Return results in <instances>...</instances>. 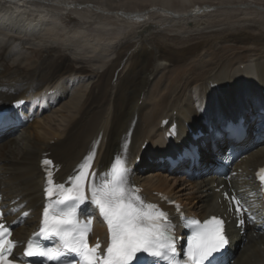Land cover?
<instances>
[{
    "label": "bare ground",
    "instance_id": "1",
    "mask_svg": "<svg viewBox=\"0 0 264 264\" xmlns=\"http://www.w3.org/2000/svg\"><path fill=\"white\" fill-rule=\"evenodd\" d=\"M28 1L41 17L28 27L6 21L19 2H0V109L29 99L15 115L26 123L25 111L37 104L67 101L58 106L55 126L50 114L48 122L27 123L22 133L0 134V185L9 217L32 213L16 228L19 240L34 232L43 205V158L54 159L62 181L93 149V169L107 170L116 155H127L132 164L141 157L139 173L150 158L191 142L188 126L219 128L231 119L245 87L250 106L264 103V0ZM76 80L88 83L83 94L79 85L68 87ZM51 90L60 97H49ZM174 123L178 138L172 140L167 131ZM149 172L137 176L147 197L159 198L156 192L182 202L173 187L178 178ZM214 182H187L200 194L196 205L184 206L188 213L209 210ZM237 258L238 264H264V239L248 237Z\"/></svg>",
    "mask_w": 264,
    "mask_h": 264
},
{
    "label": "snow or ice",
    "instance_id": "2",
    "mask_svg": "<svg viewBox=\"0 0 264 264\" xmlns=\"http://www.w3.org/2000/svg\"><path fill=\"white\" fill-rule=\"evenodd\" d=\"M17 103L19 105L23 101ZM13 119L14 114L0 112V122H9ZM94 156L93 149L79 166L78 174L69 178L72 182L71 187H65V184L55 186L62 197L56 203L65 207L57 210L53 204H48L44 208L40 234L49 239L58 238L62 248L67 250V255L81 256L85 264H158L161 259L168 264H182L176 249V237L172 231L174 225L169 221L167 213L159 210L154 204H145L138 196L129 195V172L119 157L116 158L111 179L106 175L97 184L95 175L92 174L89 200L85 194V184L89 179V169ZM42 163L46 166V182L49 185L45 192L51 198L55 193L52 186V172L48 166L53 162L45 159ZM259 179L264 182V168L259 170ZM224 196L233 211L238 214L237 223L243 227L249 215L248 210L235 195L229 196L225 192ZM85 202L96 206L109 229L110 244L103 253L100 252L99 242L94 246H89L87 242L93 217L87 216L84 223L78 218L77 209ZM2 216L3 213L0 212V217ZM192 222L200 224L199 221ZM10 237V229L0 223V264H15V257L11 259L10 257L16 245ZM228 244L224 220L213 216L189 238L186 249L187 260L183 261V264H220L219 256L223 255ZM25 255L29 258H46L42 264H47L48 260L63 264L62 258L66 254L60 249L43 248L29 242ZM144 257L153 259L149 262ZM69 264L73 262L69 261Z\"/></svg>",
    "mask_w": 264,
    "mask_h": 264
},
{
    "label": "rangeland",
    "instance_id": "3",
    "mask_svg": "<svg viewBox=\"0 0 264 264\" xmlns=\"http://www.w3.org/2000/svg\"><path fill=\"white\" fill-rule=\"evenodd\" d=\"M70 15H73L72 13H70ZM71 18H74V16L73 17H71ZM75 82H77V83H75ZM72 84V85H71ZM79 85L80 86V88H79V90L81 91V93L83 94L84 92H85V89L87 88V82H82V80H76V81H73V82H70L69 84H68V87L69 88H71V87H73V86H76V85ZM81 84V85H80ZM82 86V87H81ZM240 92H241V95L242 94H246V95H243L242 97H240V103H238V101H237V109H239L240 107H242L241 109H246V108H248L249 106H250V104H252V98L250 97V90H249V88L248 87H245L244 89H242V90H240ZM44 94L46 93L45 91L43 92ZM49 96V95H48ZM246 96V97H245ZM49 97H52V96H49ZM60 97V94L59 95H57V98H59ZM247 98H249V100H248V102H245L246 100H244V99H247ZM64 102H66L65 100H63ZM62 101V104L61 103H59L58 105H56V103L55 104H53V105H50V106H47V107H43V109L45 108H47L46 110H44L43 111V113H42V115L40 116V117H38L37 119H35L34 120V123H36V122H38V123H41V124H43L44 122H48V120L49 119H51L52 117V120H54L55 122L54 123H52V125L53 126H55V123L57 122V120L55 119V117L56 116H58V114H59V112H60V107H61V105H64L65 103ZM257 101H258V99H257ZM50 102V101H49ZM251 102V103H250ZM259 102V101H258ZM60 105V107H58ZM39 106V105H38ZM52 106V110L50 109V108H48V107H51ZM55 106H57V107H55ZM35 108V107H34ZM42 108V107H41ZM56 108V109H55ZM59 109V110H58ZM42 110V109H41ZM27 111V110H26ZM53 111H54V113H53ZM57 111H59V112H57ZM52 112V113H51ZM239 112V111H238ZM50 114L52 115V117L50 116ZM55 116H54V115ZM239 115H241L240 113H239ZM46 118V119H45ZM57 118V117H56ZM44 119V120H43ZM48 119V120H47ZM38 120V121H37ZM42 120V121H41ZM147 147L148 146H146L145 147V150L147 151L148 149H147ZM154 159H156V158H150V162L145 166L146 168H145V170H147V169H149V170H157V168L156 169H152L151 167H153V166H158V160H154ZM156 161V162H155ZM155 162V165H152V163H154ZM149 166V167H148ZM149 170L147 171V172H149ZM141 173V172H140ZM142 175V174H141ZM154 174H149L148 176L150 177V178H153L154 176H153ZM177 182H179V180L178 181H176V182H174L175 184H174V191L178 194V191H184L185 189H187V188H189L190 189V193H194L195 194V201L194 202H191V203H188L189 204V206H187V208H190L191 206H193V205H196L198 202H199V196H200V194H199V192L198 191H191V188H192V186H188V187H186V185H184L183 186V184L182 183H180V185H179V187L177 188L176 187V184H177ZM188 193V189H187V191H184V192H180V194H182L181 195V197H182V199L180 198V197H178V198H180L181 199V201L183 200L184 202H189V201H191V199H188L187 197V194ZM182 204H183V202H182ZM245 244H246V242H245ZM245 244L241 247V249L245 246Z\"/></svg>",
    "mask_w": 264,
    "mask_h": 264
}]
</instances>
